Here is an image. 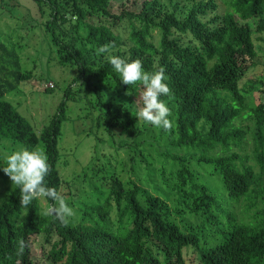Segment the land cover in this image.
<instances>
[{"label":"trees","instance_id":"16d2710c","mask_svg":"<svg viewBox=\"0 0 264 264\" xmlns=\"http://www.w3.org/2000/svg\"><path fill=\"white\" fill-rule=\"evenodd\" d=\"M35 1L50 6L45 27L60 61L78 74L38 136L5 100L32 73L0 38V143L41 141L51 166L46 185L63 195L56 144L75 84L92 94L108 129L146 140L135 155L137 177L124 183L103 172L107 191L78 204L74 197L79 215L67 226L44 216L40 200L25 215L15 186L0 204V264H186L190 249L199 264H264V102L248 101L256 78L242 84L257 66L254 39L264 41V0H133L131 10L126 0L120 13L112 12L115 0ZM113 42L112 55L139 59L148 72L164 68L170 131L136 118L141 85L121 84L107 54L95 51ZM38 237L43 261L33 253Z\"/></svg>","mask_w":264,"mask_h":264},{"label":"rangeland","instance_id":"374dc122","mask_svg":"<svg viewBox=\"0 0 264 264\" xmlns=\"http://www.w3.org/2000/svg\"><path fill=\"white\" fill-rule=\"evenodd\" d=\"M133 2L128 0L126 8L134 9ZM123 3L126 0H115L112 12L120 13ZM49 19L48 4L39 5L35 0H0V38L18 55L21 69L32 73V77L8 93L5 100L38 136L57 112L68 86L78 74L68 63L60 61L52 36L45 27ZM119 26L115 30L126 40L129 29L122 24ZM254 42L258 54L257 66L242 84L256 78L254 82L257 84L248 101L258 105L264 102V41L254 39ZM47 88L50 90L46 91ZM71 90L75 98L65 104L66 119L61 124L56 144V169L62 181L61 196L74 210L69 223L74 222L79 215L77 208L70 203L74 197L79 196L80 199L76 201L78 204L85 201L86 194L92 196L107 191L106 185L109 184L104 181L103 172L104 176L118 178L124 183L137 177L135 155L142 150L139 141L146 140L145 136H130L119 127L108 129L103 122L102 112L93 105L92 94L79 90L76 84L72 85ZM145 145L148 146V143ZM22 148L44 150L41 141L35 147L28 148L20 142L3 139L0 143V168L6 166L7 155ZM147 152V149L144 150L146 158L150 159ZM200 177L214 187V177L206 174ZM14 187L9 177L0 170V204L8 198ZM40 205L43 209L49 206L46 200H40ZM32 246L35 260L43 261L41 247H46L43 237H38ZM185 256L186 264H199L191 249L185 252Z\"/></svg>","mask_w":264,"mask_h":264},{"label":"clouds","instance_id":"9594fccd","mask_svg":"<svg viewBox=\"0 0 264 264\" xmlns=\"http://www.w3.org/2000/svg\"><path fill=\"white\" fill-rule=\"evenodd\" d=\"M115 47L114 42L96 48V54H107V59L116 73L119 74L120 83L123 85H136L142 87L140 93L136 118L142 120L154 128L168 132L173 127L171 109L161 100L162 96L172 97V92L165 82L168 77L163 67L156 71H145L142 62L137 60L128 61L120 56L112 55ZM6 166L0 168L20 190L19 204L27 215L28 207L33 200H48L55 203L43 210L44 216H52L62 226H67L69 218L74 215V210L66 202L55 188L46 185L45 178L49 175L51 166L48 157L42 148L28 150L22 148L12 151L5 157ZM18 253L22 254L27 247L24 240L18 242Z\"/></svg>","mask_w":264,"mask_h":264}]
</instances>
